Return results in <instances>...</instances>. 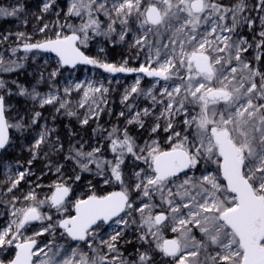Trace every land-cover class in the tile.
Listing matches in <instances>:
<instances>
[{"label":"snow or ice","instance_id":"snow-or-ice-1","mask_svg":"<svg viewBox=\"0 0 264 264\" xmlns=\"http://www.w3.org/2000/svg\"><path fill=\"white\" fill-rule=\"evenodd\" d=\"M65 2L66 10L58 0H42L36 32L43 39L18 32L12 46V33L0 35L9 54L0 51V73L24 67L28 56L17 57L21 51L33 60L36 53L56 58L31 89L11 81L18 89L13 93L0 79V152L13 146L14 133L29 131L42 117L35 110L30 121L19 112L12 116L10 96L51 106L82 126L99 119L109 88L92 81H68L61 88L58 78L68 68L137 74L121 98L128 115L119 113L122 128L93 129L106 148L98 142L85 150L84 142H69L65 151L59 137L52 139L55 129L40 126L28 165L43 151L48 163L41 177L55 179L31 183L29 167L2 182L0 195L11 198L0 200L6 218L0 254L12 255L0 264H264V0ZM23 11L22 4L0 7V17ZM53 13L56 19L43 23ZM97 38L126 44L135 57L117 64L88 55L85 49ZM133 58L138 67L129 66ZM145 77L151 81L146 89ZM41 83L47 92L38 90ZM74 92L80 95L75 103ZM139 97L149 106L129 103ZM129 126L147 132L143 143ZM60 154L72 162V175L51 159ZM83 173L93 179L87 192L75 196L73 185ZM21 182L30 183L27 192ZM105 225L111 229L106 237ZM129 230L134 240H124ZM122 240L136 244L133 253L124 254Z\"/></svg>","mask_w":264,"mask_h":264},{"label":"rangeland","instance_id":"rangeland-1","mask_svg":"<svg viewBox=\"0 0 264 264\" xmlns=\"http://www.w3.org/2000/svg\"><path fill=\"white\" fill-rule=\"evenodd\" d=\"M0 6L4 5L5 8H11L12 6L17 5H23L24 11L20 13L18 16L15 17H0V25L5 24V31L3 33H0V35H7L9 33H12L15 35L18 32H25L29 35H33L34 39H43V36L36 32V29L42 26V23L36 19L37 15H40V6L42 4V0H13L12 3L9 5L4 3L3 0H0ZM225 3H228L229 0H224ZM249 4H255L257 0H248ZM59 6L61 8H64L66 10V2L65 0H58ZM253 16H258V13L253 11L251 13ZM56 17L53 14H48L44 16L43 23H50L51 21L55 20ZM257 25H259V20L256 21ZM243 35L247 36L249 39H251V33L248 31L247 28H243L242 30ZM51 35V33H49ZM103 47L104 51L99 52V49ZM0 51H3L6 53L5 50L0 48ZM86 53L90 56H99L100 58L106 60L110 63H121L124 59L129 57H135V51H130L126 44H111L104 42L102 38H97L95 41H90L89 47L85 49ZM27 55L28 59L21 61L24 64V67L21 69H18L22 74L20 75L21 81L20 85L24 86L25 88L31 89L33 85L36 84V80L39 78L40 73L43 71L45 74L47 72H50L53 67L56 66V58L46 54V53H36V57L33 60L32 53L25 54L24 52H18L17 57H23ZM246 55L252 56L253 53L250 51ZM6 56V55H5ZM7 57V56H6ZM143 57H141L142 61ZM129 66L130 67H138L137 61L133 59H129ZM135 73L132 74H125V73H116V74H110L104 72L102 69L94 68V67H85V66H78L75 69L68 68L64 70L63 75L58 78V83L61 88L65 85L66 82L72 81V82H88L92 81L94 84L103 83V85L107 88H109V92L106 94V104H101L100 107L103 109V111L99 115V119H92L89 121V124L87 125H81L77 118L71 117V120L73 121V124L75 126H78V128L84 129L88 132V134H91V138L87 143H85L86 150H90L92 146L97 145L98 142L104 143L105 148L107 147V144L105 141H102L100 139L99 133H94L93 129H96L99 124L105 129H111L114 124L112 119L114 121H119L116 123V125L120 126L121 128L125 125V118L120 117L119 113L121 111H124L126 116L128 115L127 109L124 107V105L121 103L122 94L124 93L125 89L131 86L136 78ZM0 79H2L0 77ZM151 84V81L149 78L145 77L141 81V87L148 88ZM8 87V84H7ZM38 90L41 92H47L48 86L46 83H41L37 86ZM16 96V95H15ZM19 96V95H18ZM21 97V96H19ZM12 101H14L13 97H10ZM73 103L78 101L80 99V95L73 93L71 97ZM18 101H21L23 103V112L20 114L21 116L26 117V121H30L31 117L33 115V110L40 111L42 113V117L39 119L38 124L36 126H33L29 131L21 133H14V142L16 138H18L20 148L17 150L15 147H11L8 149L7 152H4L0 155V162L1 164V176H0V187L3 188V183L7 180L8 174H14L16 171H23L24 169L28 168V160L31 158H24L23 155L20 153L23 151H26L32 141L34 136L40 131V126L47 124L49 128H54L55 132L52 135V139L55 140L58 135V129H57V121L62 114L55 113V109L51 106H45L44 108H40L38 105L33 104L30 100H27L25 97H21ZM17 101V102H18ZM15 102V101H14ZM129 103H135L138 108H144L149 106L150 101L145 99L144 97L136 98L135 100L129 101ZM84 109H80L79 113L80 116H83ZM111 115V116H110ZM110 116V117H109ZM102 117L103 123H102ZM112 118V119H111ZM107 121V123L105 122ZM150 124L151 121H148ZM130 133L133 136L140 137L139 142L143 143V140L147 138V132L142 131L134 126H129ZM163 135V134H162ZM60 142H62L61 138L59 137ZM13 142V144H14ZM23 150V151H22ZM46 150V149H45ZM13 157H12V155ZM14 155L18 156L16 159ZM105 155L108 158H111V154L105 151ZM43 159V164L40 169L39 173L34 172V175L27 177L26 179L30 181L31 183L36 182L37 177H41V173L44 171H47L45 168V164L48 163V160L44 158V152L42 151L39 154V157L35 159L36 161H39ZM52 160H59L58 156L53 155L51 157ZM34 161V160H33ZM60 161V160H59ZM17 162L21 165V167L17 168ZM61 162V161H60ZM63 163V162H61ZM64 164V163H63ZM33 173V172H32ZM54 176H50L52 178ZM46 176L41 177V183L43 179H45ZM93 176L89 173H87L84 176L83 182L81 185L87 186L88 181L92 180ZM30 183L21 182L20 189L21 192H27L30 188ZM98 187H103L102 185H98ZM21 192H17L16 195H20ZM42 193V192H41ZM81 194H75V196H78ZM43 196V194H41ZM74 196V198H75ZM5 197V196H4ZM6 197L11 198L10 195H7ZM3 210L2 205L0 206V211ZM6 218L3 216H0V223H3ZM106 229L105 231V237L108 235V233L111 231L110 228H108L107 225L104 226ZM134 232L129 230V232L124 237V240H130V237L132 236ZM171 235V233H169ZM42 240L46 241L49 239V237L45 236L41 238ZM124 241H121V246H123ZM122 250V248H121ZM124 252V249L122 250ZM126 255V253L124 252ZM5 255H12V254H0V258H4ZM128 255V254H127ZM11 258V257H10ZM9 258V259H10Z\"/></svg>","mask_w":264,"mask_h":264},{"label":"trees","instance_id":"trees-1","mask_svg":"<svg viewBox=\"0 0 264 264\" xmlns=\"http://www.w3.org/2000/svg\"><path fill=\"white\" fill-rule=\"evenodd\" d=\"M17 1H19V0H17ZM3 2L9 5L10 3L13 2V0H3ZM0 3H2V2H0ZM0 7H5V6L2 5ZM5 26H6L5 24L0 25V33H3L5 31ZM9 43L12 44V46H15V44H16L15 35H12V39L9 41ZM7 47H8V45L0 46V48L3 49V50H5V51H6ZM5 55L6 56L9 55L7 53V51H6ZM21 74L22 73L17 70V71L9 72V73H0V77L2 79H4L5 81H7L8 82V87L11 88V90H12L13 93H16L18 91V89L16 88V85L15 84H12L11 83V81H16L18 84H20V81H21L20 75ZM10 97H8V103L10 105H12L13 108L15 109V111H13L11 113V115L12 116H16L17 112H19V115H20L23 112V103H21V101H18L21 97H19L18 95H16V96L13 95L12 97H13V99H14L15 102L12 101V99ZM103 119H104V117H102V123L104 122ZM112 121L114 122V124H112V125H116V123L119 122V121H117V122L114 121V119H112ZM105 122L107 123V121H105ZM56 123H57V129H58L57 135H58V137L61 138V140H62L61 143L64 145L65 151H67V149H68L69 142H72V143H77V142L87 143V141H89L90 138H91V134H88V132L86 130H84V129L78 128V126H75V124H73V121L71 120V118L68 117V116H66V115H63L62 114V116H60L58 118V121ZM98 125L99 124H97V126ZM19 141L20 140H18V138H16V140H15V142H14V144H13L12 147H15L18 150L20 148ZM85 150H86V148H85ZM58 159L61 162L64 163L65 172L68 175H72V167H73L72 162L71 161H64L63 154H60L58 156ZM16 160L19 161L18 159H16ZM43 161H44L43 159H41L39 161L34 160L32 162V165L31 166H28V168L30 167L31 168V171L33 173L34 172L37 173V172L40 171V169L42 167V164H43ZM86 174L87 173H83L82 174L81 181H79V182H77V184L73 185L74 189H76V187L80 188V186L81 187L84 186V185H81V184H82L83 179H84V176ZM50 176L51 175H47L46 178L43 179L42 183L45 184V185L51 183V181L53 179H55V177L50 178ZM0 188H2V187H0ZM41 194H44V193L42 192ZM80 194H83V192H81ZM7 199H10V198L9 197H6V196L4 197V195H0V200H7ZM134 236H135V233L132 234V236L130 237V240H134ZM135 247H136V244L135 243H133L131 245H125V244H123V246H121L122 250L124 249V252L126 253V255L129 254V253H133ZM10 257H11L10 255H5L4 258H2V259L7 260Z\"/></svg>","mask_w":264,"mask_h":264},{"label":"flooded vegetation","instance_id":"flooded-vegetation-1","mask_svg":"<svg viewBox=\"0 0 264 264\" xmlns=\"http://www.w3.org/2000/svg\"><path fill=\"white\" fill-rule=\"evenodd\" d=\"M23 151V150H22ZM2 153H4V152H2ZM1 153V154H2ZM0 154V155H1ZM21 155H23L24 156V158L26 157V158H31V153L29 152V148L26 150V151H23V152H21L20 153ZM12 155V154H11ZM12 157H13V155H12ZM14 157H15V159L18 157L17 155L15 156L14 155ZM1 164H3L2 162H0V166H1ZM40 172V171H39ZM39 172H37V173H39ZM0 176H1V167H0ZM81 192H83V193H85V192H87V186H83V187H81L80 186V188H78V187H76V189H75V194H80Z\"/></svg>","mask_w":264,"mask_h":264},{"label":"water","instance_id":"water-1","mask_svg":"<svg viewBox=\"0 0 264 264\" xmlns=\"http://www.w3.org/2000/svg\"><path fill=\"white\" fill-rule=\"evenodd\" d=\"M22 52V51H21ZM46 54H49V55H51V56H53V57H55L54 56V54H50V53H46ZM80 66H85V67H92V66H86V65H80ZM2 152H0V154H1Z\"/></svg>","mask_w":264,"mask_h":264}]
</instances>
